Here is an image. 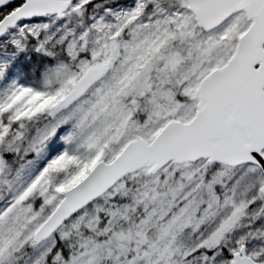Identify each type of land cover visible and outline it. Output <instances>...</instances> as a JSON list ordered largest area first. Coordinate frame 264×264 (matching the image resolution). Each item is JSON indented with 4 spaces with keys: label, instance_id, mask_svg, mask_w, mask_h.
Returning a JSON list of instances; mask_svg holds the SVG:
<instances>
[{
    "label": "snow or ice",
    "instance_id": "1",
    "mask_svg": "<svg viewBox=\"0 0 264 264\" xmlns=\"http://www.w3.org/2000/svg\"><path fill=\"white\" fill-rule=\"evenodd\" d=\"M0 264H264V0H0Z\"/></svg>",
    "mask_w": 264,
    "mask_h": 264
}]
</instances>
